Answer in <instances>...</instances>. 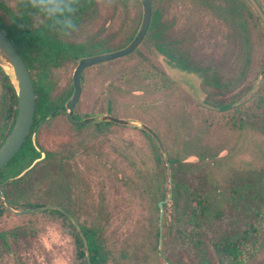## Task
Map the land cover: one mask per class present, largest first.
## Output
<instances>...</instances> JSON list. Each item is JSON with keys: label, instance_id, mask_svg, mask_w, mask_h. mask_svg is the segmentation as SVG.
I'll use <instances>...</instances> for the list:
<instances>
[{"label": "rangeland", "instance_id": "rangeland-1", "mask_svg": "<svg viewBox=\"0 0 264 264\" xmlns=\"http://www.w3.org/2000/svg\"><path fill=\"white\" fill-rule=\"evenodd\" d=\"M3 1L11 12L25 7V0ZM151 3L148 29L132 51L81 72L73 113L93 121L73 125L63 110L33 132L35 143L63 160L61 186H48L34 201L60 205L78 223L95 228L108 264H162L152 231L159 216L156 202L170 190L163 148L168 159L193 164L177 171L179 180L201 185L221 201L222 216L201 227L210 264H224L213 239L244 231L253 254L242 264H264V107L257 105L264 95V27L247 0ZM142 11L141 0H96L95 12L68 39L84 46L81 58L118 51L137 33ZM81 58L54 72L55 90L72 83ZM2 71L0 66V90ZM212 81L220 85L222 98L232 100L224 111L206 99ZM1 107L0 98V113ZM243 111L252 115L246 124H226L232 113ZM105 120L112 122L101 124ZM146 126L162 144L164 164L155 158ZM164 203L168 216L171 197ZM2 230L16 235L8 239L9 250L0 241V264L74 262V230L63 217L45 209L10 211L0 217ZM179 239L174 235V252L163 247L164 254L201 264L196 251Z\"/></svg>", "mask_w": 264, "mask_h": 264}, {"label": "trees", "instance_id": "trees-1", "mask_svg": "<svg viewBox=\"0 0 264 264\" xmlns=\"http://www.w3.org/2000/svg\"><path fill=\"white\" fill-rule=\"evenodd\" d=\"M24 2L25 7L20 12L15 13L6 7L3 0H0V27L24 60L32 77L36 95L34 119L26 138L13 157L0 169V190L5 194L10 205L17 209L46 204L42 201H34V199H40L48 186H61L60 170L63 167V160L53 151L41 147L38 141L35 143L32 134L40 122L44 124L58 113L63 112V108L71 99L73 81L57 91L54 89L53 74L67 60L81 58L79 53L85 49L84 46L69 40L68 33L72 32L73 28L88 13H94L96 10V0H36L35 2L25 0ZM36 14L40 15L35 16ZM63 32L67 33L66 38L61 36ZM134 36L135 34L132 33L130 39L132 40ZM3 76L11 91L12 105L9 110V121L6 129L8 131L15 117L17 98L15 87L4 71ZM209 85H211L212 90L206 98L207 101L219 111L228 109L229 105L232 104V100L222 98L220 94L223 93L221 88L218 87L220 85L216 82L212 81ZM257 105L264 107V95L259 96ZM251 117L250 112H234L226 120L228 121L226 124L232 128H240ZM74 118L76 120L80 119L75 117V114ZM110 122L112 121L105 120L101 124ZM145 132L153 143L156 160L164 164L161 150L155 138L149 131ZM4 135L0 139L1 142ZM37 146H40L41 149ZM35 159L37 161L30 166ZM169 162L170 165H173L171 171L172 204L169 207L168 216L164 215L162 220L163 247L174 252V235H178L179 242L189 245L188 247L191 250L196 251L197 256L200 257L198 263L210 264L205 255V246L203 245L206 241L201 238V235L204 234L201 227L203 221L218 219L222 216L221 201L216 199L213 193L203 189V186L199 185L197 188H193L190 184L177 178V171L192 167L191 162L178 160L174 157H170ZM233 190V188H230L227 192L232 195ZM157 203L158 201L156 202L158 207ZM163 205L166 206L165 203ZM45 210L59 217L67 218L58 209ZM7 213H10V211L0 197V217ZM67 222L74 230L75 256L73 264H87L83 240L73 223L69 220ZM80 227L88 243L90 264H108V254L104 243L97 235L99 232L90 225L80 224ZM152 234L156 237L158 243V223L157 226L155 225ZM15 235L13 231H0V241L6 250H9L7 246L8 239ZM228 237H230L229 241H227ZM235 237H237L235 233L232 235L224 234L212 240L218 255L222 256L221 251L223 248H230L228 247L229 243L234 244ZM166 257L174 264H185L172 254Z\"/></svg>", "mask_w": 264, "mask_h": 264}, {"label": "water", "instance_id": "water-1", "mask_svg": "<svg viewBox=\"0 0 264 264\" xmlns=\"http://www.w3.org/2000/svg\"><path fill=\"white\" fill-rule=\"evenodd\" d=\"M141 2H142L143 11H142V18H141L139 30L134 36V38L126 46H124L118 51L105 53V54L92 56V57L81 58L76 63L74 70H73V76H72V81H73L72 97L68 101L67 105L63 108L66 113V117L69 123L73 125H81L83 123L93 121V118L75 120L74 115H73V108L81 94L80 76H81L82 70L91 64H94V63H97L103 60L115 58L118 56H122V55L129 53L140 43V41L146 34V31L148 29V26L151 20V15H152V3H151V0H141ZM247 2L254 9L255 13L257 14L258 18L260 19L264 27V8L262 7L260 1L259 0H247ZM0 66L4 69L5 73L8 75L12 84L14 85L15 90H16V98H17L16 112H15L13 123L8 133L6 134L5 138L0 143V169H1L13 157V155L17 152V150L20 148L23 141L25 140L26 135L34 119L35 103H36V95H35L34 85L32 82V77L30 75V72L24 60L22 59L21 55L18 53L17 49L13 45L12 41L5 34V32L1 29V27H0ZM48 118L49 116L47 117V119ZM111 118L115 120L123 121V122L128 121L127 119H120V118H114V117H111ZM41 123L42 122H40L38 126H40ZM146 128L150 130V132L154 135L156 142L162 148V144L158 136L155 135L154 131L151 128L147 126ZM162 154L165 159V164L168 170V183L170 186V190H169L167 197H165L162 200H159L157 203L159 207L158 253L160 257L162 258V264H174L171 260H169L165 256L163 252V241H162L163 203L166 202L172 195V186H171L172 178L170 175V168H169L170 162L163 148H162ZM36 161L37 159H35L30 166H32ZM0 197L2 198L4 202V205L10 211H12L13 213H17V214H21V213H25V212L33 211V210H42V209H58L62 211V213H64L68 217V219L73 223L74 227L76 228L79 235L81 236L83 243H84L87 264H90L88 243L80 227V224L76 221L74 216L69 211H67L64 207L57 205V204H52V203L47 204L46 203V204L29 206L24 209H16L12 205H10L5 194L1 190H0Z\"/></svg>", "mask_w": 264, "mask_h": 264}, {"label": "flooded vegetation", "instance_id": "flooded-vegetation-1", "mask_svg": "<svg viewBox=\"0 0 264 264\" xmlns=\"http://www.w3.org/2000/svg\"><path fill=\"white\" fill-rule=\"evenodd\" d=\"M1 80H2L3 89L0 90V98L2 101V107H1V113H0V139L2 135L5 134L3 137L4 139L10 129L9 128L8 131L6 130L8 127V121H9V117H8L9 110L12 104H11V91H10V88L7 86V83L5 82L6 80L3 76V71L1 75ZM66 220H69L68 217L66 218ZM248 235L249 234L247 231H244L242 234H237V237H235L234 244L231 242L228 244V247H230L229 249H225V248L222 249L221 254H222V258L224 257L223 259L224 264H242L246 258H248L249 256H252L253 248L251 244L248 242V237H249ZM229 238L230 237L227 238V241L230 240ZM213 248H214V245H213Z\"/></svg>", "mask_w": 264, "mask_h": 264}, {"label": "clouds", "instance_id": "clouds-1", "mask_svg": "<svg viewBox=\"0 0 264 264\" xmlns=\"http://www.w3.org/2000/svg\"><path fill=\"white\" fill-rule=\"evenodd\" d=\"M41 7H43V6H41Z\"/></svg>", "mask_w": 264, "mask_h": 264}]
</instances>
